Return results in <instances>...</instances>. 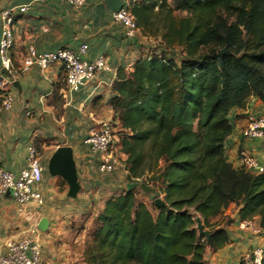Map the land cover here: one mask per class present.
I'll return each mask as SVG.
<instances>
[{
    "label": "trees",
    "instance_id": "16d2710c",
    "mask_svg": "<svg viewBox=\"0 0 264 264\" xmlns=\"http://www.w3.org/2000/svg\"><path fill=\"white\" fill-rule=\"evenodd\" d=\"M136 1L130 11L138 34L158 39L166 54H182L143 56L132 71L118 69L109 105L127 183L157 188L164 205L153 201V215L132 189L97 215H82L83 261L207 264V249L228 243L221 224L231 203L239 221L257 218L264 233V171L235 166L224 154L231 111L251 98L264 103V0ZM224 48L230 55L219 56Z\"/></svg>",
    "mask_w": 264,
    "mask_h": 264
},
{
    "label": "crops",
    "instance_id": "0c3cea01",
    "mask_svg": "<svg viewBox=\"0 0 264 264\" xmlns=\"http://www.w3.org/2000/svg\"><path fill=\"white\" fill-rule=\"evenodd\" d=\"M125 1L88 0L83 7L77 8L62 1L0 0V29L2 11L12 9L14 16L13 47L10 51L12 68L7 73L0 67V76L12 81L7 90L13 97L11 109L0 112V167L18 175L26 167V151L32 143L42 155L43 173L44 168L47 169L48 159L59 146L70 147L74 159L77 149L75 142L52 140L53 131L57 132L56 128L63 126V118L54 116L57 108L51 103L52 97L61 96L64 105L71 106L73 112L85 108L93 124L91 129L103 121L117 124L112 120L113 112L109 105L111 85L118 69L132 71L144 52L138 44L139 34L133 40H126L121 25L112 20V13ZM22 6L26 7L24 12L19 11ZM81 43L88 44L84 59L92 61L102 55L109 65V71L97 73L92 81L67 98L61 65L56 64L45 70L37 65L22 69L30 46L37 54H44L60 48L76 49ZM12 83L17 85L13 86ZM100 111H103L102 116H98ZM249 114L264 115V103L251 98L245 109H234L229 116L233 130L225 141L224 154L235 166L240 164L238 152L241 149L251 153L259 164H264V140L243 139L241 136ZM89 132L82 138L81 144ZM82 147L87 149L84 145ZM120 158L119 166L122 167L125 155L121 152ZM123 171L127 173L125 169ZM40 190L46 201L39 207L19 206L9 196L0 198V255L6 252L8 243L31 237L40 246L42 264H84L82 249L86 224H79L82 214L71 213L66 221L62 220L60 214H64L63 206L72 209L74 203L63 206L49 203L48 196L55 191L51 177L46 178L43 174ZM238 209L236 204L231 203L223 211L227 221L221 225L226 228L229 240L216 252L207 249L204 254L207 264H239L242 255L253 247L264 248V233L255 237L238 230ZM41 218L48 221L45 231L38 229ZM254 221L258 223L257 218Z\"/></svg>",
    "mask_w": 264,
    "mask_h": 264
},
{
    "label": "built area",
    "instance_id": "2783aa9c",
    "mask_svg": "<svg viewBox=\"0 0 264 264\" xmlns=\"http://www.w3.org/2000/svg\"><path fill=\"white\" fill-rule=\"evenodd\" d=\"M39 2H66L73 7H83L88 0H36ZM26 10L25 6L19 8L20 12ZM114 23L120 24L123 29V37L133 40L138 35V28L130 11V5H124L111 15ZM13 10L7 9L1 12L0 29V67L7 73L11 71L12 60L10 51L13 47ZM88 50L87 43H81L76 49L60 48L52 52L37 54L33 47H29L23 60L22 69L27 70L33 65L45 70L59 64L64 70L65 98L73 92H77L83 85L92 81L96 74L109 71V65L104 56L99 55L92 61L84 59ZM11 80L0 76V112L9 111L12 107L13 97L7 88ZM245 139H264V115H247L246 125L241 132ZM82 144L92 153L100 156L97 168L101 174L112 173L117 170V160L111 148L114 145V133L110 122H100L92 128L83 139ZM241 164L246 168L261 173L264 165L245 150L239 152ZM26 167L18 175L0 167V198L9 196L17 205L41 206L44 197L40 190L43 178V158L35 144H30L26 151ZM125 169V166H122ZM126 170V169H125ZM238 230L252 236H260L261 229L254 220H242L237 223ZM264 248L256 246L244 253L239 264H261ZM0 264H42L41 249L38 243L31 237H25L18 241L8 243L6 252L0 255Z\"/></svg>",
    "mask_w": 264,
    "mask_h": 264
},
{
    "label": "rangeland",
    "instance_id": "374dc122",
    "mask_svg": "<svg viewBox=\"0 0 264 264\" xmlns=\"http://www.w3.org/2000/svg\"><path fill=\"white\" fill-rule=\"evenodd\" d=\"M137 0L136 2H139ZM130 1H125L124 5H130ZM123 5V6H124ZM138 44L143 48L144 52L142 53L144 57H153L157 56H167L174 57L175 59H180L181 50L176 49L175 55L164 53L161 51L162 49L159 47V40L152 37H144L139 34ZM51 103L55 105L57 108L54 116L59 119L63 118L61 122L63 126L62 128H56L55 134H53L54 138L57 142H75L77 145L76 153L74 155L75 163L77 162V179L79 184V190L74 198H70L67 196L68 186L67 184L58 176H50L47 169L44 168V176L46 178L51 177L52 183L55 185V191L53 194H50V199H48L49 203L52 204H60L65 205V203L73 202L74 207L72 209H67L66 206H63L65 210L62 211L60 217L63 221L68 219L67 215L71 213L74 214H82V215H97L103 208L104 203L113 197L124 194L126 191V174L120 165V151L117 146L119 140V132L117 126L112 125V130L114 133V145L110 150V153L116 157L118 166L117 170L108 174H101L98 171L97 165L100 159L98 154L90 152L88 149L82 147L81 144L82 138L90 131L93 124L91 123L90 118L88 116L87 110L83 108L80 112H73V108L71 106H65L61 96L52 97ZM64 105V106H63ZM100 107H103L101 105ZM103 111H100L98 116H102ZM69 127V128H68ZM71 127V128H70ZM55 129V130H56ZM43 152V149L42 151ZM148 177L150 176L147 175ZM157 191V188H155ZM134 191L137 193L139 199L152 211L153 215H156V211L152 209L151 203L154 201L156 196L152 193H146L137 186L134 188ZM161 198V196H159ZM162 199V198H161ZM46 199H44L45 204ZM61 207V206H60ZM61 213V211L59 212ZM222 222L225 223L226 218H222ZM87 237V236H86ZM86 237L84 239H86Z\"/></svg>",
    "mask_w": 264,
    "mask_h": 264
},
{
    "label": "water",
    "instance_id": "95a60500",
    "mask_svg": "<svg viewBox=\"0 0 264 264\" xmlns=\"http://www.w3.org/2000/svg\"><path fill=\"white\" fill-rule=\"evenodd\" d=\"M219 56L230 55V53L224 48L218 52ZM13 86H16L17 83H12ZM47 171L50 176L60 177L68 186L67 196L74 198L79 190V184L77 179V172L75 167V161L72 155V149L68 146H59L56 148L54 153L48 159L47 162ZM137 185L133 183H127L126 189L128 191L136 188ZM140 190L146 193H152L156 196L154 199V204L157 207L163 206L164 203L158 196V192L153 188L149 187L145 183H140L138 185ZM196 229L199 235H203L208 240V233L203 229V225L199 218L195 219ZM48 221L45 218H41L38 223V229L40 231H45L47 228Z\"/></svg>",
    "mask_w": 264,
    "mask_h": 264
}]
</instances>
